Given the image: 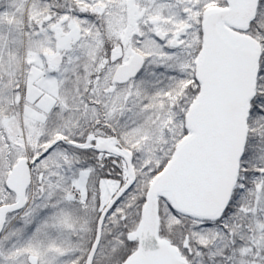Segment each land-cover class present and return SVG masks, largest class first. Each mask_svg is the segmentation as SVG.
Here are the masks:
<instances>
[{
	"label": "snow or ice",
	"instance_id": "1",
	"mask_svg": "<svg viewBox=\"0 0 264 264\" xmlns=\"http://www.w3.org/2000/svg\"><path fill=\"white\" fill-rule=\"evenodd\" d=\"M0 264H264V0H0Z\"/></svg>",
	"mask_w": 264,
	"mask_h": 264
}]
</instances>
